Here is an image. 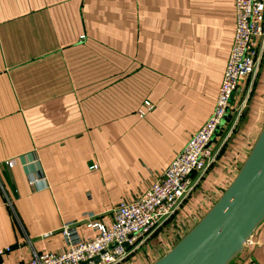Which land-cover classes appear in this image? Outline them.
<instances>
[{
    "label": "crops",
    "instance_id": "0c3cea01",
    "mask_svg": "<svg viewBox=\"0 0 264 264\" xmlns=\"http://www.w3.org/2000/svg\"><path fill=\"white\" fill-rule=\"evenodd\" d=\"M234 27V0H0V264L63 250L67 223L93 235L86 215L109 225L119 201L162 173L213 108ZM243 99L181 212L220 196L224 167L243 162L259 134L264 47L251 89H238L233 105ZM145 100L152 109L140 116ZM166 234L117 264L152 263ZM229 264H264V220Z\"/></svg>",
    "mask_w": 264,
    "mask_h": 264
},
{
    "label": "built area",
    "instance_id": "2783aa9c",
    "mask_svg": "<svg viewBox=\"0 0 264 264\" xmlns=\"http://www.w3.org/2000/svg\"><path fill=\"white\" fill-rule=\"evenodd\" d=\"M234 16L233 41L213 108L162 173L135 198L119 201L109 225L97 221L94 215H86L83 223L94 233L80 237L73 224H64L62 233L66 238V247L63 250L34 252L22 264H117L139 249L159 229H165L166 236L152 251V255L159 258L217 201L219 194L212 192L194 209L181 212L184 201L196 184L192 175L198 173L200 178L216 160L217 153L212 148L214 137L226 124L228 115L234 113L231 129L240 118L246 99L241 101L240 107L233 105L236 91L240 89L242 93L251 89L260 66L264 47V0H234ZM143 106L138 110L140 116L152 109L147 100ZM4 164L12 167L13 162L8 160ZM241 165L242 161L235 159L224 167L227 185ZM89 168L96 169L97 165L92 164ZM40 181L43 185L37 187ZM28 182L37 189L46 186L42 177L29 175ZM249 241L250 238L244 246Z\"/></svg>",
    "mask_w": 264,
    "mask_h": 264
},
{
    "label": "water",
    "instance_id": "95a60500",
    "mask_svg": "<svg viewBox=\"0 0 264 264\" xmlns=\"http://www.w3.org/2000/svg\"><path fill=\"white\" fill-rule=\"evenodd\" d=\"M264 220V124L238 172L204 216L150 264H229Z\"/></svg>",
    "mask_w": 264,
    "mask_h": 264
},
{
    "label": "rangeland",
    "instance_id": "374dc122",
    "mask_svg": "<svg viewBox=\"0 0 264 264\" xmlns=\"http://www.w3.org/2000/svg\"><path fill=\"white\" fill-rule=\"evenodd\" d=\"M249 150H250V149H249ZM248 153H249V151H248ZM183 206H184V205H183ZM186 207H187V206H186ZM186 209H188L187 211H190V210H191L189 207L186 208ZM147 243H149V241H148ZM147 243H146V244H147ZM146 244H143V245L140 247V249L137 250L138 254H143V253L146 251V249H147ZM152 246L157 247V246H158V243H157L156 245H155V243H153Z\"/></svg>",
    "mask_w": 264,
    "mask_h": 264
}]
</instances>
